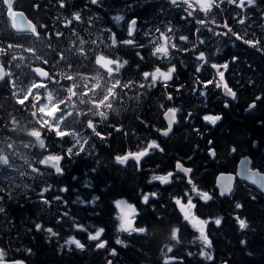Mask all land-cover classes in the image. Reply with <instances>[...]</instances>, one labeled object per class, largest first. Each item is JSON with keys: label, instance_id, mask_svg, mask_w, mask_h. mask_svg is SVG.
<instances>
[{"label": "trees", "instance_id": "16d2710c", "mask_svg": "<svg viewBox=\"0 0 264 264\" xmlns=\"http://www.w3.org/2000/svg\"><path fill=\"white\" fill-rule=\"evenodd\" d=\"M75 1L66 0L67 6L60 9L57 0H53V7L56 13L60 10L59 15L64 13L66 17H71ZM133 2L136 7L132 13L145 27H159L166 33L167 28L173 29L170 34L178 48L173 49L168 44L169 57L158 59L152 55L158 38L152 36L150 42L140 38L136 43L143 47L117 49L118 57L129 61L117 74L118 78L122 83L131 80L133 86L115 89L116 107L106 112V119L97 115L98 119L93 121L96 130L105 139L88 129L86 121L73 119L74 122H67L70 128L89 138L85 151L79 156L67 155V148L75 143L71 136L57 138L54 133H43L47 145L45 150L23 148L24 143H32V138L25 131L32 127V123L20 115V108L14 105V98L7 91L8 85L3 87L0 134L5 140V147L12 142L19 147L14 156L9 157L12 166H3L4 175L0 177V188H3L0 191V197H3L0 206L6 209L0 214V248L7 251V259H21L26 264H108L109 260L113 264H165L166 259L168 264H264V195L239 180L229 197L218 196L214 187L216 174L234 171L243 155L250 156L253 166L264 171V52L241 44L235 38L231 41V36L216 38L211 34L205 40L201 35V39L194 40L193 20L183 22L191 18L182 9L171 6L169 0ZM122 6L120 2L117 12L125 19L130 15L129 9ZM258 9H264V0H257V6L244 11L253 14ZM239 12L235 5H228L217 17L220 20L208 28L225 33L227 29L221 23L227 21L235 30V21L231 20ZM94 13L108 22L113 16L111 8L107 13L98 9ZM75 29V41L78 42V34L83 33L82 24L79 26L77 22ZM87 34L91 41L95 36L93 26L91 30L88 27ZM188 35L190 39L187 43L179 39ZM200 40L205 43L200 44ZM113 51L115 49L110 46L105 49L106 53L112 54ZM201 51L205 53L207 63L197 60ZM241 51L245 54H240ZM137 52L144 57L143 60L136 55ZM233 56L238 57V62H232ZM212 61L229 62L225 81L237 93L236 99L225 96L214 85L204 89L203 85L196 83L197 77L200 80L214 78L215 72L209 64ZM173 65L176 71L173 79L167 82V87L162 80H158L155 87H150V78L147 82L143 78L144 71L152 72L156 67L167 71ZM198 66H201L200 73L196 72ZM215 78L218 80V77ZM61 81L67 82L62 78ZM142 83L145 88L139 87ZM78 84L81 82L78 81ZM181 85L183 88H180ZM177 88H180L179 92ZM193 88H196L195 92ZM202 91L204 95H200ZM169 94L173 96L171 101L167 99ZM257 96L262 98L257 101ZM252 101H255V108L246 111ZM226 102L228 107H224ZM86 107L89 109L92 106L87 103ZM169 107L178 111L173 132L165 138L160 136L159 131L165 127L163 114ZM205 115H219L221 119L212 124L203 119ZM13 116L19 122L16 131H12ZM117 128L121 131H116ZM151 140H155L163 151L152 149L148 156L142 158L139 169L133 159L123 165L115 161L116 156L139 151ZM209 141L211 145H208ZM254 141H257L255 146ZM210 147L216 153L213 159L207 154ZM233 148L235 151H232ZM78 150L77 146L74 152ZM42 153L62 155L63 174L41 168L39 174L25 177L24 171L31 164L29 160L37 165ZM177 161L192 168L193 184L212 197L208 201L201 200L198 195L194 197L195 216L209 221L205 234L211 248H206L197 239L200 233L184 219L175 204L174 197H181L186 189L191 191L192 187L175 173ZM169 172L174 173L170 183L151 180L153 175L163 176ZM49 185L51 188L44 193L50 201L47 205L40 201L39 194ZM61 188L68 190L61 192ZM145 193L157 195L145 204L142 198ZM56 196H60L61 200L56 201ZM94 197L98 199L94 204L90 203ZM118 199H126L135 206V227L144 228L145 232L129 234L118 230L120 214L115 205ZM237 203L242 207L237 209ZM237 216L244 219L248 227L240 229ZM217 217L222 218L219 226L214 223ZM36 223H40L44 230L37 231ZM75 224L83 225L87 231L78 230ZM49 227L57 233L56 236L46 231ZM173 227L178 229L179 243L171 239ZM98 228L104 229L101 239L106 242V247L103 249L96 247L98 241L88 239V232L94 234ZM69 236L79 239L84 248L66 244ZM117 238L124 244H116ZM168 247L172 248L171 252H168ZM113 249L116 250L115 256L111 254ZM201 250L211 254L213 259L209 261L201 256Z\"/></svg>", "mask_w": 264, "mask_h": 264}, {"label": "snow or ice", "instance_id": "6c2138e0", "mask_svg": "<svg viewBox=\"0 0 264 264\" xmlns=\"http://www.w3.org/2000/svg\"><path fill=\"white\" fill-rule=\"evenodd\" d=\"M102 2V0H90V3L93 5H98ZM227 3L230 5H235L237 9H240V12L236 14V16L233 17L236 24H238L244 32V35H240L236 31L233 30L232 27L229 26L228 22L226 21L223 24V27L227 29L225 33H215L213 32V35H224V36H233L237 41H242L243 44L248 45L257 51L264 52V37L256 38V32L253 31L251 33L252 37L254 38H245L248 36V29L252 28L254 25H259L260 27H264V24H260V20H264V9L260 10L259 17L253 18L249 16L244 10L248 8L251 10L253 6H257V0H219V3H217V0H170L171 5L176 6L177 8L180 7L181 4L187 5L186 8L183 9L184 12L187 13L188 17H192L195 19V13L197 12H203L205 16L212 13L213 8H220L221 4ZM0 3L6 6L7 9V15L9 17H12V23L11 27L17 31H24V32H30L34 37L39 39L40 32L38 31V27L40 29H44L47 31V26L44 24H40L39 26L33 24L30 20L25 22L24 15L22 12H16L13 10V0H0ZM58 6L60 9H64L67 4L66 0H57ZM34 7L39 8V4L34 5ZM11 10V11H9ZM14 13V15H13ZM20 19V23H17V19ZM82 16L79 11L73 12L70 19H66L64 22L65 28H68L70 25L73 24V22L81 21ZM91 19V18H89ZM113 19L117 22L124 19L122 15H117L113 17ZM249 20H252V23H249ZM197 24L201 25L202 27H207V24L205 20H197ZM136 24L137 21L135 18H133L127 28V35L128 39H124L122 41H118L115 33H112L111 35V44L110 47L115 48L118 43H122L123 45L127 46H133V47H143V45H137L136 41L134 39V32L136 30ZM110 31V30H108ZM157 33H159V40H163L164 43H159V41L156 42V46L152 50V55L157 57L158 59H167L170 55L169 53V47L167 46L171 41V36L168 35L173 32V29L171 27L167 28V33L165 31H162L159 27L155 29ZM201 28H197V32H200ZM209 32H212L213 30L211 28H208ZM76 35V33H73ZM145 35H148L146 33ZM56 37H62L63 33L60 31L55 32ZM179 39L181 41H187V36H180ZM92 44H96V41L93 40L91 42ZM200 44H204V40L199 41ZM79 44L83 46L85 44V41L83 39L79 40ZM14 47H22L21 45H13L9 43L6 47L0 45V57H6L9 52ZM49 47H51V44H49ZM105 47H109V45H105ZM195 47V46H194ZM171 48L176 49L178 48V45L175 43H171ZM75 52H78L81 56H86L87 53L85 52L84 47L79 48H73L72 49ZM182 51H187V49H181ZM24 52L32 53L35 56V59L37 61H41L43 65H48L49 60L43 57H40L38 55H35V50L33 48H23ZM55 52V50H53ZM59 60L57 63L59 64L62 61L66 60V57L63 52H59ZM136 55L140 58V60H143L144 57L140 54V52H137ZM17 59V56L13 55L11 57L12 61H15ZM19 59L21 61L24 60V56H20ZM198 61H202L207 63L205 53L203 51L199 52V55L197 57ZM232 62H238V57L233 56ZM129 63L128 60H121L119 57L116 59H109L104 54H97L95 56V64L98 66L99 69H103L108 77L109 81H113L111 83L110 87H107L106 94L103 95L102 98H100L97 89L103 88V85L101 84V74L97 72L96 76L93 77L95 80V83L91 86L85 84V91L81 92L80 87L81 85L78 83H71V84H62L61 80L55 79L54 76L51 74L50 71L45 70V67L42 66H36L31 68V72L34 74L33 80L30 82V84L25 87H18V84L20 81L18 79H7L13 77V73L10 71L5 70V66L3 63H0V80H5L6 83H9L12 91V96L16 99V103L21 105L25 108V110L28 109V104L31 105V121L34 122V125L30 129H26V135L29 137L34 138L32 143H24L23 148L25 149H32V148H39L41 150H45L47 148L46 141L42 137V132L44 129H47L49 133H54L57 138H64L66 136H71L75 143L72 147L67 148V155L72 156L76 155L79 156L82 152L85 151V146L89 142V138L87 136H80L78 132L74 129L70 130V126L66 123L67 119L69 117H72L73 115L79 117L85 115L83 112H73L68 109V105L72 104L73 107H75V103L73 101V98L76 97L79 100L80 104H87L90 103L92 105L91 108L88 109V112L91 113L93 116L99 115L102 119L107 118V113L104 111V109H112V101L117 98V93L114 91L115 89L119 88H130L133 86V82L129 80L127 83H122L120 79H115V76L120 73L121 69H123L127 64ZM211 69L216 70L215 76L213 79H207V80H200L199 77L196 78V83L203 85L204 89H207L210 85H214L217 89H223L225 96L231 97L232 99H236L237 93L233 91L231 87H229L228 83L225 81V71H221L220 69L228 70L229 69V62H225L224 64H217V63H211L210 65ZM16 68H21V64H16ZM72 65L69 63L67 65V69L58 75L61 76V78L64 81L72 82L77 79V76H74L71 73ZM176 71L175 65L169 67L167 71H161L159 67H156L154 71H144L143 72V78L147 82L150 78L151 84L148 85L150 87H155L158 80H162L165 84V87H167V82L171 81L173 79V73ZM196 72H201V66H198L196 68ZM218 77V80L215 78ZM80 79H87V77H79ZM50 83L59 85L58 91H49ZM145 84L142 83L139 85L140 88H145ZM180 88H183V85L180 86ZM180 88H177V91H180ZM66 91L67 95L64 98H60V92ZM193 91H196V88H193ZM42 92L44 95L42 96ZM91 94V95H89ZM205 93L202 91L200 92V95H204ZM262 97L257 96L256 100L259 101ZM167 99L169 101L173 100L172 95H168ZM228 103L226 102L224 107H228ZM255 107V101L248 105L249 109H252ZM178 111L177 108L169 107L164 112V117L168 121V127L163 131V135L167 136L169 132L172 130V126L174 123H176V112ZM189 116H191V113H189ZM203 119L207 122H210L212 124H215L217 121L221 119V116H211V115H205ZM12 131H16L17 128H19V122L13 116L12 118ZM87 128L91 129L93 133L97 137H100L102 140L105 139L104 136H101V133L96 130V125L93 123L92 119H89L87 121ZM116 131H121V129L117 128ZM212 142L209 141V144ZM78 151L74 152V149L77 148ZM152 149H159L160 151H163V149L160 148V145L155 141L151 140L147 143L146 147H143L139 151H129L124 156H116L115 161L118 164H125L126 161L129 159L135 160L137 164V168L139 169L142 158L148 156ZM232 151H235L233 148ZM7 152V154H6ZM215 154L214 152L212 153ZM10 156H14V148L13 145L8 144L6 147H0V165L11 167L10 164ZM63 159L62 155H54V154H48L45 155L42 159H39L37 163L39 165H45L49 166L54 169L56 174H63V168L61 167L60 161ZM25 162L27 163V158H25ZM31 167V165H29ZM176 169L178 172H183L185 175H188L192 172V169L184 167L179 161L176 163ZM32 173H38L39 169L36 167L31 168ZM95 171V169H93ZM23 175V173H21ZM246 175H252L253 173L248 172L246 170ZM174 173L169 172L167 175H153L151 177V180L153 181H160L161 183H170L171 178L173 177ZM255 175H260V173H255ZM75 179V178H74ZM229 181L232 179L231 177L228 178ZM254 183L256 181H253ZM188 183L192 185L191 192L195 193L200 197L203 201L211 200L212 197L210 194L206 191H199L197 189V186L193 184L192 180L189 179ZM25 187H28L25 185ZM51 188V185H49L47 188H44L40 195V199L43 203L48 204L49 201L44 198V193L48 192ZM67 188H61V192H66ZM230 190V185H229ZM0 191H3V188H0ZM223 195V193H221ZM157 193H145L142 194L143 202L147 204L150 200V197H155ZM185 196L188 197L187 205L183 204L181 199L175 198V204L178 205L182 212H184V219L189 221L193 228L197 229V231L200 233L199 239L202 244L206 248H211V242L208 239V236L205 234V226L209 223L208 220H203L197 218L195 215H192L190 210L195 207V205L192 202V196L188 193H184ZM79 199V197H78ZM98 197H94L90 203H95ZM3 200V197H0V201ZM56 201H60L61 197L56 196ZM67 203V202H64ZM81 203H84V201H81ZM124 201L117 200L115 202L117 207H120L121 204H123ZM130 209H132V218L124 219L120 218V224H119V231L122 232H128L131 234V232H145L144 228H135L133 226V219L135 214V209L132 208L131 205H128ZM237 209L241 208L242 205L237 203L235 205ZM6 212V209L3 206H0V214H3ZM65 216L68 215V213H64ZM237 223L240 227V229H245L248 227L246 221L244 219H241L240 217H236ZM59 222V219H58ZM222 218L217 217L214 220V223L219 226L221 225ZM75 227L78 230L87 231L86 228H84L83 225L75 224ZM35 229L37 231L44 230L42 228V225L40 223L35 224ZM46 231L51 234L52 236H56L57 233L53 231L51 227L47 228ZM104 233L103 228H98L95 230L94 234L92 232H88V239L91 241H98L96 243V247L98 249H103L106 247V242L101 239L102 234ZM178 229L173 227L171 229V239L174 241L178 240ZM116 244L123 245L124 241L117 238ZM66 244H74L76 248H84V245L81 243L79 239H76L75 236H69L68 239L65 242ZM241 243H245L244 241H241ZM168 252L172 251L171 247H168ZM17 251H20V249H17ZM28 252H31V249L27 250ZM113 256L116 255V250L113 249L112 253ZM191 255V253H189ZM201 256H204L207 260L211 261L213 259L212 255L205 252L204 250H201L200 252ZM8 253L4 248H0V264H25L23 260H17V259H7ZM108 264H113L111 260L108 261ZM165 264H168V260H165Z\"/></svg>", "mask_w": 264, "mask_h": 264}, {"label": "flooded vegetation", "instance_id": "af4514ba", "mask_svg": "<svg viewBox=\"0 0 264 264\" xmlns=\"http://www.w3.org/2000/svg\"><path fill=\"white\" fill-rule=\"evenodd\" d=\"M120 1L121 2L126 1L127 6H129L131 4V1H133V0H102V2L98 5L91 4L90 0H79V8H74L73 10L79 9L81 16L85 17L86 23L83 24V29H82L83 33L78 36L79 40L83 39L85 41V44L83 46H81L78 42L79 45L77 48L84 47L87 55L81 56V55H79L78 52L71 51L73 60H68L69 58H66L65 61H62L59 64L57 63V61L59 60L58 53L59 52L66 53L69 49H73L74 44H75L73 41V38L76 35L72 34L75 31V27L69 26L68 28H65L64 21H63V19L65 18V15H63V14L59 15L60 11H57L58 15H56L55 8L53 7V0H23V1L13 0V8L16 10L24 12L25 15L33 22V24H35L37 26H39L40 24H44L47 26V31H45L44 29H40L38 27V31L40 32L39 39L34 37L30 32L15 31L11 27V21L6 14L5 5L0 3V45L6 47L9 43H11L13 45H21L22 46V47H14L9 52L8 56L3 57V58L0 57V63L4 64L6 71H10L13 73V77L15 79H17V75H19L20 76V83H21V84L19 83L20 87L26 88L30 84V82L33 80L34 74L31 72V68L36 67V66L45 67V70L50 71L51 74L54 76L57 73L65 71L67 69V65L70 63L72 65L71 72H74V71L77 72L78 70H80L82 68V71L80 72V74H85L88 72V71L86 72L85 68L89 70V68L91 66L96 65L95 64V56L97 54H104L109 59H116L118 57V50L116 48H117V46H119L120 43H118L117 46L114 48L115 51H113L112 54L105 52V49H106L105 45H108L107 41L100 43L99 47H96L95 44L91 43L93 41L91 39L90 45L89 46L86 45V41H87L86 39L88 38L87 37V26L90 24L89 20H91L93 17H95V14L88 15L87 12L92 10V9L107 11L109 8H111L112 10H116L119 7L118 4L120 3ZM20 3L21 4L23 3V4L21 5ZM39 3L41 4L40 8L34 7V5L39 4ZM74 4H76V3L74 2ZM24 7H25V9H24ZM259 13H260V10L258 9L255 12V16L253 18L254 19L258 18ZM59 16L61 17V19L58 18ZM89 18H91V19H89ZM251 23H252V20H250V24ZM260 24H264V20H260ZM252 28H254V30ZM252 28H250L248 30V32L249 31H251V32L255 31L256 32V38L264 37V27H260L259 25H254ZM104 30L108 31L110 29H108L106 27ZM56 31L62 32L63 36L62 37H56L55 36ZM110 31H112V30H110ZM139 31H140V26L138 27L137 32H139ZM112 33H115V31L114 32L112 31L111 35H112ZM115 35H116V33H115ZM247 37L254 38V37H252L251 34H248ZM247 37H245V38H247ZM98 38H100L101 40L103 39L102 32H100L97 35V37L95 38L96 44L100 41V40H98ZM124 39H125L124 37H122L121 39H118V37H117L118 41H122ZM110 40H111V37H110ZM49 44H51V47H49ZM29 47L33 48L35 50V55H38L40 57L48 59L49 64L43 65L41 61H37L35 59V56L32 53H27V52L23 51V48H29ZM131 47H133V46H131ZM102 48H104V51L100 50ZM53 50H55V51L57 50V52H54ZM13 55L17 56V59L15 61L11 60V57ZM20 56H24L23 61H21L19 59ZM76 61L79 62V65H81V67L79 65H78V67H75V66H77V65H75ZM11 62L15 65L14 68H12L10 66ZM16 64H21V68H16ZM103 73H104L105 77L108 79L107 74L104 70H103ZM87 75H92V74L87 73L85 76H87ZM13 77L6 78V80L12 79ZM6 84H8V83H6L5 80H0V117H1V121H2V98L4 97L2 95V93L4 92L3 87L6 86ZM106 84H107V87H110L109 83H106ZM85 90L86 89L84 87V91ZM7 91H9V93H11L10 88ZM106 91H107V88L105 89V91L103 93L101 92L100 98H102L103 95L106 94ZM73 100H77V98L74 97ZM74 103H75V107H73L71 104V105H68V109L74 110L76 112H80L76 108V101H74ZM16 105L18 106L19 104L16 103ZM112 105H113V102H112ZM113 107H112V109H113ZM22 109L25 111L24 107ZM109 110L110 109H108L107 112ZM25 112H27V111H25ZM84 113H85V115H83V117H85L87 120H89V119L93 120L94 116L91 113H87V111H84ZM79 117H81V116H79ZM2 145H4V144L2 143ZM186 192H188L192 196V200H193L195 197V194L192 193L190 190H187Z\"/></svg>", "mask_w": 264, "mask_h": 264}, {"label": "water", "instance_id": "95a60500", "mask_svg": "<svg viewBox=\"0 0 264 264\" xmlns=\"http://www.w3.org/2000/svg\"><path fill=\"white\" fill-rule=\"evenodd\" d=\"M9 11H11V10H9ZM16 12H20V11H16ZM13 15H14V13H13ZM10 18L13 19L12 17H10ZM16 19H17V23H20V19L19 18H16ZM24 19H25V22L26 21H29V19L25 15H24ZM252 109L247 108V111H250ZM164 119H165V117H164ZM165 121H166V124H167V127H168V121H167V119H165ZM164 130L165 129H163L161 131V134L162 135H163V131ZM172 130H173V126H172ZM172 130L169 132V134L167 136H169L172 133ZM254 144H256V142H254ZM213 152H214V149L213 148H210L207 151V154L211 158H214L215 157V154L213 155L212 154ZM183 166L186 167V168H189V167H187L185 165H183ZM45 167L50 168V169H52L54 171V169L51 168V167H49V166H45ZM246 170L248 172L253 173V174L252 175H246L245 174ZM176 171H177V169H176ZM257 172L260 173V175H255V173H257ZM178 173L181 174L182 176H185L186 179H187V181H188L190 179V175H191L192 172L189 173L188 175H185L183 172H178ZM229 177L232 178L230 181L228 179ZM236 178L244 181L249 186H252L257 191H259L260 193L264 194V173L259 172L258 169L251 167V159L247 155L242 156L238 160L235 172H220V173H218L216 175V177H215V187L218 190V194L220 196H230V194L232 193V191L234 189L235 179ZM253 181H256V182L254 183ZM229 185H230V190H229ZM221 193H223V195Z\"/></svg>", "mask_w": 264, "mask_h": 264}, {"label": "rangeland", "instance_id": "374dc122", "mask_svg": "<svg viewBox=\"0 0 264 264\" xmlns=\"http://www.w3.org/2000/svg\"><path fill=\"white\" fill-rule=\"evenodd\" d=\"M187 6V5H186ZM225 19V17H224ZM220 19H217V21H219ZM225 21H222L221 24H224ZM201 26V25H200ZM141 32H143V29L141 28ZM90 74L96 76L97 72L95 71H91ZM49 91H52V89L49 87ZM44 95V93L42 92V96ZM71 105V104H70ZM70 126V125H69ZM36 127H38V125H36ZM73 128H70V130H72ZM32 165V164H30ZM0 168H2V175H4V169H3V166L0 165ZM24 174H25V177H31V176H34V174L29 171V170H26L24 171ZM120 201H124L123 204L120 205V207H118L119 211H120V214H121V217L124 218L125 220L128 219V218H132L130 213H132V210L128 207V205H130L127 201L125 200H120ZM184 203H186V200H184Z\"/></svg>", "mask_w": 264, "mask_h": 264}, {"label": "bare ground", "instance_id": "6f19581e", "mask_svg": "<svg viewBox=\"0 0 264 264\" xmlns=\"http://www.w3.org/2000/svg\"><path fill=\"white\" fill-rule=\"evenodd\" d=\"M21 1H23V0H21ZM21 4V3H20ZM23 4V3H22ZM21 4V5H22ZM28 6V5H27ZM23 7V6H22ZM24 9H25V7H24ZM31 15V14H30ZM49 15V14H48ZM46 16V15H45ZM183 100V99H182ZM179 101V100H178ZM161 125V124H160ZM159 127V126H158ZM161 128V127H160ZM156 136V135H155ZM156 138V137H155ZM163 142V141H162ZM161 144V143H160ZM162 146V145H161ZM227 172H229V171H227Z\"/></svg>", "mask_w": 264, "mask_h": 264}]
</instances>
